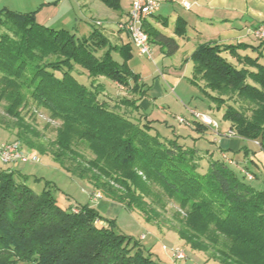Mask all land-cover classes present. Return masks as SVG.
<instances>
[{
    "label": "trees",
    "instance_id": "16d2710c",
    "mask_svg": "<svg viewBox=\"0 0 264 264\" xmlns=\"http://www.w3.org/2000/svg\"><path fill=\"white\" fill-rule=\"evenodd\" d=\"M97 1L121 11L120 0ZM144 29L150 43L165 48L169 56L177 53L174 38L147 22ZM185 33V22L177 20L174 34ZM259 48L241 43L199 45L191 55L190 83L218 109L225 107L224 119L236 137L255 141L264 151L262 55L240 54ZM133 50L131 43L113 44L99 30L78 38L38 23L35 13L3 10L0 102L11 123L0 119V126L23 148L51 156L68 172L103 189L109 199L141 212L147 221L153 211L146 201L149 185L156 186L185 211L179 237L192 250L211 252L219 264H264V191L212 154L201 174L209 151L163 139L152 133L147 116V122L144 116L136 117L147 89L131 84V78L138 80L128 66ZM76 67L92 80L90 86L75 77ZM100 78L130 91L132 98H122L120 105L131 108L134 118L116 111L118 104L110 107ZM41 110L61 122L48 147L24 115ZM193 124L196 131H206L201 122L194 119ZM81 146L95 157L84 165L77 150ZM1 165L0 264H159L137 240L117 233L113 222L96 209L87 205L64 209L50 190L35 193L16 179L15 169Z\"/></svg>",
    "mask_w": 264,
    "mask_h": 264
},
{
    "label": "rangeland",
    "instance_id": "374dc122",
    "mask_svg": "<svg viewBox=\"0 0 264 264\" xmlns=\"http://www.w3.org/2000/svg\"><path fill=\"white\" fill-rule=\"evenodd\" d=\"M182 1L170 3L175 7L176 13L186 11L196 14L197 10H194V4L191 1L187 0L192 8L189 9L190 11L182 6ZM90 2H92L90 3L92 4L90 5V7L92 6L90 9L92 13L89 11L81 12L77 0H56L52 4L44 6L41 5L42 0H0V12L10 10L35 13L38 23H43L40 19H47L49 24L46 25L48 27L56 30L65 29L78 38L89 37L95 30H99L113 44L121 45L120 34L115 35L119 30L118 12L108 9L97 0ZM200 13L201 18L208 21L207 19H211L210 17L216 11L207 7L203 8ZM164 15L168 16V14ZM169 15H171L169 16L170 26L164 30L167 34H172L174 14ZM97 22L101 24H97ZM189 24L196 25L201 30H207L213 34L218 33L215 28L202 22V20L196 21L194 16L189 18ZM254 36L251 35L245 42L254 47L261 46V48L259 50L249 49V52L244 53L253 58L261 54L260 63L264 64V39L259 40ZM127 37V35L123 36L124 42L128 39ZM179 45L180 50L173 56L167 55L166 52L162 53L158 46L151 45L152 59L147 58V56H140L134 48L133 57L128 61V66L133 76L138 77V80L131 78V84L133 86L136 84L145 85L147 95L139 100V103L147 99L150 104L148 107H141L140 111L136 112V117L139 119L140 116H144L142 118L144 122H147L145 119L147 116L152 123V133L163 139H178L187 147L198 148L204 153L209 151L208 156L202 161L201 174L206 172L208 159L212 153L214 159H223L227 163L231 161L233 163L231 167L239 175H241V165L247 163L249 171L255 174L254 178L243 171L247 180L249 179V184L257 190L264 191V174L249 163L250 160L245 159L243 153L234 151V147L231 145L234 138L224 135L230 127L229 122L224 119L225 107L218 109L208 96L190 83L194 67L191 55L196 47L194 42L180 40ZM224 55L231 60L228 54ZM115 58L120 61L117 55ZM75 70L74 75L79 82L90 86L92 80L88 75L79 67H76ZM99 82L105 87L104 94L106 95L104 96L109 100L110 107L113 108L118 104L116 111L122 114L126 113L131 119L134 118L131 108L120 105L122 98H132L130 91L106 78H100ZM155 93L157 94L155 95ZM4 108L5 103L0 102V119L11 123V119L6 116ZM193 112L211 117L219 125L217 130L220 132L205 134L196 131L194 124L189 125L194 120ZM24 115L26 121L40 132L42 142L48 147L49 143L56 139L61 122L51 119L49 114L43 110L33 115H26L24 112ZM178 118H183L187 122L180 123ZM178 133L182 136H177ZM232 134L235 136L234 133ZM15 141V136L0 126V144ZM242 142L244 146H248L254 151H262L260 145L255 141L243 140ZM24 149L31 156H39V161H31L18 166H7V168L15 169L16 179L22 181L35 193L41 194L46 189L50 190L58 204L64 209L84 205L96 209L106 220L113 222L117 233L137 240L144 251L150 253L152 259L159 264H219L218 260L211 256V252L194 251L189 244L180 239L179 233L185 228L186 223L185 211L174 200L165 196L156 186L149 185L151 196H147L146 201L151 204L153 211L148 213L151 220L147 221L141 212L129 209L122 203L109 199L104 195L103 189L98 191L87 180L68 172L51 156L41 155L25 146ZM77 150L82 155L80 160L82 164L95 158L85 146L78 147ZM222 153L228 155L222 158ZM19 166L21 168H18ZM24 176L27 178L24 179ZM253 178L254 180L251 181ZM102 181L106 180L102 179ZM47 183L50 184L49 187L46 186ZM97 193H100L101 197L98 198ZM103 202H106L108 206L99 208ZM175 247H180L185 251L187 256L185 260H175L172 253V249Z\"/></svg>",
    "mask_w": 264,
    "mask_h": 264
},
{
    "label": "crops",
    "instance_id": "0c3cea01",
    "mask_svg": "<svg viewBox=\"0 0 264 264\" xmlns=\"http://www.w3.org/2000/svg\"><path fill=\"white\" fill-rule=\"evenodd\" d=\"M55 1L56 0H42L41 5L44 6L46 4H52ZM90 1L91 0H85V1L77 0L79 7L81 8V12L89 11V13H92L90 10L92 7V6L90 7V5H92L90 3L92 2ZM189 1H191L194 4L193 8L195 11L197 10L196 14L186 11L185 12L182 11L181 13H176L174 11L175 7L173 5H171L169 2H164L161 5L159 11L153 17L149 18L147 21L150 28L151 27L155 28L164 35L174 38L179 46L178 51L180 50V45H179L180 40H184L188 42L193 41L194 45L196 46L195 49L199 45L206 43L218 44V45H236L241 43V44L250 45L245 41H247V39L250 38L251 35H255L254 32L257 28L264 25V0H189ZM120 4H121V11H119L117 14L118 24L127 21L132 0H120ZM207 7L209 9H212L213 11H216V13L210 17L211 19H207L208 21H205V19L201 18L200 11L203 8L205 9ZM162 13L168 14V16ZM169 14H174L173 15L174 26L172 27V34H167L166 31L164 30L165 28H168L170 26L169 16L171 15ZM193 16L196 17V21L202 20V22H205L209 26L215 28L218 31V33L213 34L207 30L205 31L201 30L200 27H197L196 25L189 24V18ZM90 18H92V16H90ZM40 20L41 22H43L40 23L42 25L49 24L47 19H40ZM177 20H183L186 24V33L182 37L174 34V27ZM163 22H166V25H164ZM97 24H101V23L97 22ZM118 33L120 34V39L122 44L131 43L129 36L127 37L128 39L126 40V42H124L123 36L127 35L125 32L119 29L115 35L117 36ZM216 36H218L219 38ZM254 37L256 38V36ZM151 45L158 46L162 53L166 52L165 48H162L154 41L153 43H150V46ZM247 52H249V50L246 51V53ZM240 54L243 55L245 53L244 51H240ZM156 94L157 93H155V95ZM139 105L141 108V107H148L150 104L147 99H144L143 101H141V103H139ZM193 121L194 120H192L189 125H193ZM205 128H206V131L204 132L205 134L211 132L217 134L220 132L219 130L211 129L210 127L205 126ZM229 132H230V127L228 131L224 133V135H226L227 137L234 138L231 142V145L234 147V151H236L237 153H243L244 158L245 159L248 158L250 160L249 163L253 164L262 174H264V151H260V152L254 151L248 146H244L242 139L236 136H230ZM177 136H182V135L178 133ZM227 155H228L227 153H222V158H225ZM228 164L232 165L233 163L229 161ZM241 167H240L241 175H244L243 171H246L248 174H250L255 178V174L249 171L247 163H245V165H241ZM18 168L21 167L19 166ZM254 178L251 181H253ZM98 194L100 193H97L96 195ZM107 206L108 204L106 202H103L102 204L99 205V208H106Z\"/></svg>",
    "mask_w": 264,
    "mask_h": 264
},
{
    "label": "built area",
    "instance_id": "2783aa9c",
    "mask_svg": "<svg viewBox=\"0 0 264 264\" xmlns=\"http://www.w3.org/2000/svg\"><path fill=\"white\" fill-rule=\"evenodd\" d=\"M179 0H132L131 8L128 14V19L124 23L119 24V29L129 36L133 47L137 50L140 56H147L152 59V51L150 46V39L144 29L145 23L149 18L153 17L160 9L164 2L176 3ZM186 9H191V5L187 0L181 2ZM259 40L264 39V25L257 28L254 32ZM195 120L201 122L205 126L218 129L219 125L209 116L193 112ZM180 123H186L183 118H178ZM232 136V132H229ZM26 149L18 142L0 144V163L5 166H18L19 164H26L31 161L38 162L39 156H31ZM250 175V174H248ZM251 176V175H250ZM101 197V195H97ZM175 260H185L186 253L180 247L172 249Z\"/></svg>",
    "mask_w": 264,
    "mask_h": 264
}]
</instances>
